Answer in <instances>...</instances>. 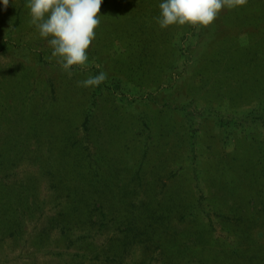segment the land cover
Here are the masks:
<instances>
[{
  "label": "rangeland",
  "instance_id": "374dc122",
  "mask_svg": "<svg viewBox=\"0 0 264 264\" xmlns=\"http://www.w3.org/2000/svg\"><path fill=\"white\" fill-rule=\"evenodd\" d=\"M160 2L104 0L71 74L0 4V264H264V0Z\"/></svg>",
  "mask_w": 264,
  "mask_h": 264
},
{
  "label": "clouds",
  "instance_id": "9594fccd",
  "mask_svg": "<svg viewBox=\"0 0 264 264\" xmlns=\"http://www.w3.org/2000/svg\"><path fill=\"white\" fill-rule=\"evenodd\" d=\"M10 0H0L8 6ZM13 2V0H12ZM104 0H26L31 23L40 37L45 38L58 57L62 68L71 74L74 66L89 62L88 49L100 24ZM243 0H161L157 18L162 28L190 24L207 27L226 6L234 7ZM107 79L105 72L89 76L83 86H98Z\"/></svg>",
  "mask_w": 264,
  "mask_h": 264
}]
</instances>
